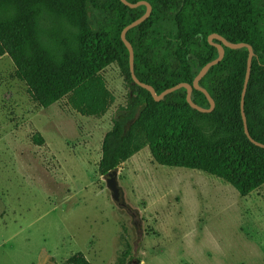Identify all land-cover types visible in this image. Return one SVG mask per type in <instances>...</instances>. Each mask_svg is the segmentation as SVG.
Returning <instances> with one entry per match:
<instances>
[{
    "label": "trees",
    "instance_id": "1",
    "mask_svg": "<svg viewBox=\"0 0 264 264\" xmlns=\"http://www.w3.org/2000/svg\"><path fill=\"white\" fill-rule=\"evenodd\" d=\"M152 8L148 20L126 34L134 50V72L157 95L179 84L192 85L218 57L209 43L219 35L252 46L255 57L245 96L250 136L264 145V0H126ZM144 15L120 0H0V56L12 61L33 102L47 109L70 95L87 98L95 115H105L99 73L117 65L128 91L126 107L112 119L101 146L99 174L108 176L147 145L162 167L203 172L223 180L242 197L264 186V149L244 132L241 98L248 51L225 50L223 61L201 80L215 102L202 114L180 89L155 102L131 76L121 34ZM213 43L219 44L214 40ZM198 107L205 95L192 92ZM65 264H90L76 254Z\"/></svg>",
    "mask_w": 264,
    "mask_h": 264
},
{
    "label": "rangeland",
    "instance_id": "2",
    "mask_svg": "<svg viewBox=\"0 0 264 264\" xmlns=\"http://www.w3.org/2000/svg\"><path fill=\"white\" fill-rule=\"evenodd\" d=\"M99 79L105 115L89 92L43 109L0 56V264H264V186L242 197L145 145L118 168L124 207L111 199L101 146L128 91L117 65Z\"/></svg>",
    "mask_w": 264,
    "mask_h": 264
},
{
    "label": "water",
    "instance_id": "3",
    "mask_svg": "<svg viewBox=\"0 0 264 264\" xmlns=\"http://www.w3.org/2000/svg\"><path fill=\"white\" fill-rule=\"evenodd\" d=\"M120 1L125 6L129 7L130 9H137V8L142 7V6L147 7V11L145 12V14L141 18H139L138 20H136L135 22H133L132 24H130L128 27H126L124 29V31L121 34V39H122V42L124 43V45L126 46L128 52H129L130 73H131V76H132L134 83L137 86H139L140 88L147 90L155 102H160L166 96H168V95H170V94H172V93H174L180 89H185L186 101H187L188 105L193 110H195L199 113H202V114L212 113L216 107L215 102L211 98L209 93L200 86L201 80L205 77V75L209 72V70H211L213 67L219 65L223 61V59L225 57V50L226 49H230V50L246 49L248 51L247 72H246V78H245L244 88H243L242 98H241V113H242V119H243V125H244V132H245V135L247 136L248 140L252 144H254L255 146H257L261 149H264L263 144L256 142L250 136V133L248 130V125H247V119H246V115L244 112L245 96L247 93V88H248L249 80L251 77L253 59L255 57L254 50H253L252 46L245 44V43L232 44V43H229L228 41H226L223 37H221L219 35H216V34L211 35L209 37V43L217 49L218 57L215 60H213L212 62L208 63L204 68L201 69V71L199 72L197 77L194 79L192 85L179 84V85H177L171 89L164 91L161 95H157L151 86H148V85L141 83L136 78L135 72H134V50H133L132 45L126 39V34L128 31L138 27L139 25H141L142 23H144L146 20L149 19L151 12H152V8L149 4H147L145 2H138L136 4H129L126 0H120ZM214 40L218 41L219 44L213 43ZM194 90L199 91L205 95V97L207 98L209 105H210L209 109H204V108L198 107L196 104H194V102L192 101V92ZM103 180L105 181L106 189L111 194V199L115 203H117L120 207H123L122 191H121V189L119 187V183H118V171H114V172L110 173L108 176L103 177Z\"/></svg>",
    "mask_w": 264,
    "mask_h": 264
},
{
    "label": "crops",
    "instance_id": "4",
    "mask_svg": "<svg viewBox=\"0 0 264 264\" xmlns=\"http://www.w3.org/2000/svg\"><path fill=\"white\" fill-rule=\"evenodd\" d=\"M178 169H182V168H178ZM183 170H186V169H183ZM191 171V170H190ZM183 171L181 170H177L176 171V173H177V177L179 178V177H183L182 175L184 174V173H182ZM197 172V171H196ZM203 173V172H202ZM205 174V173H204ZM208 175V174H207ZM210 176V175H209ZM213 177V176H212ZM193 178H197V177H193ZM216 178V177H215ZM210 180H212V179H210ZM221 180V179H220ZM214 181V180H213ZM223 181V180H222ZM214 182H216L217 184H219L217 181H214Z\"/></svg>",
    "mask_w": 264,
    "mask_h": 264
},
{
    "label": "flooded vegetation",
    "instance_id": "5",
    "mask_svg": "<svg viewBox=\"0 0 264 264\" xmlns=\"http://www.w3.org/2000/svg\"><path fill=\"white\" fill-rule=\"evenodd\" d=\"M144 14H145V12H144ZM122 203H123V198H122ZM123 207H124V204H123ZM127 208V207H126ZM128 209V208H127Z\"/></svg>",
    "mask_w": 264,
    "mask_h": 264
}]
</instances>
